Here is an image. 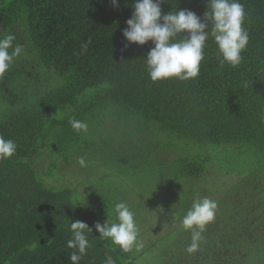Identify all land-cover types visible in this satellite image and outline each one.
<instances>
[{
	"label": "trees",
	"instance_id": "obj_1",
	"mask_svg": "<svg viewBox=\"0 0 264 264\" xmlns=\"http://www.w3.org/2000/svg\"><path fill=\"white\" fill-rule=\"evenodd\" d=\"M239 2L249 40L238 66H221L209 35L196 78L152 82L145 59L154 45L123 36L134 0H118L116 7L111 0H0V38L14 34L13 46H23L0 77V135L17 144L11 158L0 160V264H72L67 241L75 220L92 229L85 230L90 247L79 264H107L109 258L137 264L139 254L121 251L95 230L97 222L115 220L108 197L78 204L75 191L87 182L63 189L50 182L60 170L57 159L64 167L68 158L82 155L77 146L108 106H121L128 117L154 122L158 132L199 147L186 145L180 157L159 161L160 169L175 172L177 184L203 177L212 165L241 178L214 200L215 218L198 249L186 251L192 230L182 227L163 238L153 255L156 264H264V0ZM207 4L167 0L161 9H187L203 19ZM70 119L85 122L87 130L74 131ZM145 135L132 132L134 140L124 143L125 155L119 156L121 147L113 166L140 169L145 154L130 149ZM45 153L52 162L37 167Z\"/></svg>",
	"mask_w": 264,
	"mask_h": 264
},
{
	"label": "rangeland",
	"instance_id": "obj_2",
	"mask_svg": "<svg viewBox=\"0 0 264 264\" xmlns=\"http://www.w3.org/2000/svg\"><path fill=\"white\" fill-rule=\"evenodd\" d=\"M93 92L91 91L92 94ZM102 112L106 119H110V124L106 122L100 125V119L104 117L93 121L95 125L91 126L92 132L86 133L82 143L77 146L82 155H73L68 158V162L63 158L64 167L57 159L60 170L55 169L54 178L50 182H57L58 189L70 187L71 183L75 188L79 182H87V186L80 187L81 191H75L73 198L78 204L103 197L111 200L113 209L116 203H127L135 214L139 229L138 242L142 244V247L137 249L134 246L132 249L140 255L137 264H156L153 255L159 251L160 245H164V237L175 232L174 230H182L181 220L193 201L203 198L214 201L241 178L236 172L228 174L212 165L203 177L184 179L177 184L175 172L160 169L162 163L159 161L171 162L180 157L185 152L186 145L193 150H199L198 146L186 140H175L169 132H158V125L154 122L137 116L128 117L121 106H108ZM114 119L115 127L112 125ZM149 129L151 131L147 132ZM132 132L137 137L140 134L149 136L137 148L130 149L133 153H144L146 159L140 161L141 167L138 170L129 167L117 169L113 166V163L117 165L119 159H115V155L120 152L121 147L124 148L125 142L131 143L134 140L129 138ZM97 133L100 135L97 136ZM98 146H102L104 151L98 152ZM125 152L124 148L119 156L125 155ZM189 154L190 152L187 155ZM158 155L160 156L157 157ZM81 157L86 163L84 167L78 163ZM50 162V155L45 153L37 167L47 168ZM108 214L115 215V212L108 211ZM154 245L157 247L151 248Z\"/></svg>",
	"mask_w": 264,
	"mask_h": 264
},
{
	"label": "clouds",
	"instance_id": "obj_3",
	"mask_svg": "<svg viewBox=\"0 0 264 264\" xmlns=\"http://www.w3.org/2000/svg\"><path fill=\"white\" fill-rule=\"evenodd\" d=\"M167 0H134L132 15L126 21L127 27L123 36L129 43L145 45L149 41L154 45L145 59L147 72L152 82L176 78L181 81L196 78L200 72V64L204 60V48L209 35L214 39L220 56V64L231 67L238 66L246 49L249 35L243 27L246 17L244 5L239 0H208L203 19L191 10H172L162 14L161 4ZM114 7L118 0H111ZM209 22L211 23L210 30ZM183 35V39L176 38ZM14 34L0 38V77L11 67L16 57L23 51V46L13 42ZM11 49V51H9ZM69 124L76 132L86 131L87 124L80 120L70 119ZM17 150V144L0 135V159L11 158ZM80 166H86L81 157ZM217 203L208 198L194 200L191 208L181 220L186 230H192V243L186 251L194 253L202 240V233L207 224L215 218ZM115 220L108 219L104 223L97 222L94 227L102 239H110L121 251L127 253L138 242L139 229L135 222V214L127 203L119 202L114 207ZM73 238L67 241V248L73 249L69 254L72 264L79 261L90 247L85 230L92 229L83 221L75 220L70 225ZM107 264H113L109 258Z\"/></svg>",
	"mask_w": 264,
	"mask_h": 264
}]
</instances>
